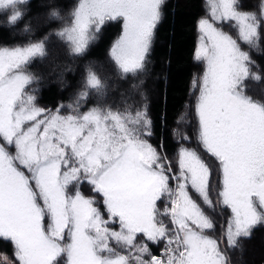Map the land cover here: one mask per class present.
<instances>
[{
    "label": "snow or ice",
    "instance_id": "obj_1",
    "mask_svg": "<svg viewBox=\"0 0 264 264\" xmlns=\"http://www.w3.org/2000/svg\"><path fill=\"white\" fill-rule=\"evenodd\" d=\"M28 3L0 0V13L16 25ZM205 3L210 19L198 22L195 59L206 67L196 114L200 142L218 162L217 203L231 211L223 239L234 249L240 238H250L252 229L264 224V102L245 93L246 80L264 77L252 71L254 62L238 43L259 46L264 0L259 18L239 10L238 0ZM163 4L78 0L71 22L55 35L73 55H83L106 24L120 23L121 34L109 55L122 77H135L146 69ZM49 18L62 19L57 10ZM218 23H230L237 38ZM24 31L33 29L25 24ZM48 35L0 48V238L11 241L18 264H229L220 241L206 234L213 220L190 194L215 210L212 169L195 151L181 148L179 174H166L161 155L145 139L152 134L146 110L133 113L131 106L114 110L97 104L81 111L80 101L90 92L106 95L105 84L90 69L75 107L61 104L53 111L36 106L28 90L35 77L28 67L48 55ZM65 107L69 112L62 114ZM170 179L177 182L175 188ZM85 182L102 196L103 212L82 194ZM165 197L161 211L157 202ZM160 217H170L172 228ZM138 234L154 244L166 241L164 258L137 243Z\"/></svg>",
    "mask_w": 264,
    "mask_h": 264
},
{
    "label": "trees",
    "instance_id": "obj_2",
    "mask_svg": "<svg viewBox=\"0 0 264 264\" xmlns=\"http://www.w3.org/2000/svg\"><path fill=\"white\" fill-rule=\"evenodd\" d=\"M77 2L30 0L23 6V20L16 25H9L7 16L0 13V47L26 45L51 33L46 41L48 55L43 59L35 58L28 67L35 77L28 90L35 94L38 104L48 110H56L61 104L75 107L79 93L85 90L90 69L105 84L106 95L98 97L95 92H90L86 101H80V110L85 111L94 104L111 106L114 110H123L126 106H131L134 111L146 110L151 121L152 144L161 155L168 173L165 158L171 161L180 149L178 128L188 108L198 69L195 61L196 32L204 0H164L162 18L154 30L146 69L135 77L128 75L122 78L109 55L112 43L121 32L120 23L106 24L83 55H73L55 35L65 22H71L69 14ZM260 5L261 0H238V9L256 13L258 18ZM257 8L259 11H255ZM52 10H57L62 19H50ZM25 24L31 25V34L24 31ZM252 50L258 55L264 53V30H261L259 46ZM252 61V71L262 75L259 60ZM134 80L135 83L129 85ZM61 111L66 113L69 109L65 107ZM204 160L212 169L214 159L208 156ZM94 199L103 212L102 201ZM243 245V252L235 254L237 262L242 256L241 264H264L263 226L254 228L253 236ZM12 251L11 243L0 238V253L11 255Z\"/></svg>",
    "mask_w": 264,
    "mask_h": 264
},
{
    "label": "rangeland",
    "instance_id": "obj_3",
    "mask_svg": "<svg viewBox=\"0 0 264 264\" xmlns=\"http://www.w3.org/2000/svg\"><path fill=\"white\" fill-rule=\"evenodd\" d=\"M202 10H203V12H202V15H201L200 19H202V18H209L210 19V16L208 15V10L206 8L205 0L203 2V5H202ZM239 10L247 11L244 8H241ZM255 11H259V8H257ZM247 12H251V11H247ZM111 23H114V22H111ZM216 26L221 28L223 31L227 32L229 35H232L233 38H237V32H236V30L233 27H231L230 23H218ZM261 30H264V27H262ZM121 31H122V29H121ZM120 34H121V32H120ZM119 35H118V37H119ZM200 35L201 34H200L199 28L197 26V32H196L197 48H198L199 42H200L199 41ZM238 43H241L242 50L247 51L249 53L251 59H258L259 60L260 63H258V64L261 65V68H262L259 71H260V74H262L261 77H264V53L262 52V54L258 55L257 53H254V51L252 50V47H249V46L243 44L239 40H238ZM14 47H16V46H14ZM111 47H112V45H111ZM8 48H13V47H8ZM109 53H110V50H109ZM36 58H38V57H36ZM195 61H196V64L198 66V69H197L196 75H195V79H194L196 81V86L195 87L193 86V92H192V95H191V98H190V101H189L188 108H187V110L184 113V116L182 118L181 124L183 126L181 125L178 128V133H179V137H180V147L179 148L180 149L181 148H187L189 150L195 151L204 160V158H207L208 156L211 157V156H210V154H208L205 151V149H204V147H203V145H202V143L200 142V139H199V131H200V129H199L198 117H197V114H196V103H197V97L199 96L200 79L202 78V76L204 74L206 65H205V62L202 61V60L195 59ZM253 72H254V70H253ZM117 77H119V76H117ZM120 78H122V76H120ZM132 83H135V80L133 82L129 83V85H131ZM245 93H246V95L252 97L256 101L264 102V79H262L260 82H256V81H254L252 79L246 80L245 81ZM33 95L35 96V94H33ZM35 103H36V106H38L40 108H43L41 105L38 104L37 99L35 100ZM95 105H97V104H94V106ZM131 110L133 111V113L135 112L133 109H131ZM67 113L68 112H66V113L62 112V114H67ZM185 125H188V126H185ZM182 129L183 130L186 129V131H184V132L182 131L181 132L180 130H182ZM152 137L153 136L151 134L150 136H146L145 139L154 147V145L152 144V140H153ZM185 137H187V139H185ZM180 149H179V151H180ZM179 151H178V154L175 155L171 159L172 162L165 158L166 168L168 169L169 167H171V172L166 173L170 177L172 175H178L179 174V164H178ZM212 159H214V164L212 165V173L213 174H212V179H211V182H210V184H211L210 197L213 200L214 204H216L215 210L212 211V210L207 209L203 205L202 201H200L199 198L194 193L190 192V194H192L194 196V198L197 199V202L201 204V207L204 208L206 214L209 215L211 217V219L213 220V222H214V228L211 229V230H206V234H208L210 237L215 238L218 241H220V247H221L222 251H224L225 254L227 255L229 264H238V263L241 264V261H242L241 258H243V257L239 256L238 257V262H237L235 254H241L243 252V248H241V247L244 246L243 243L248 238H240L239 241H238V246L236 248H234V249L233 248H229L227 243H226V241L223 239L224 232H225V230L227 228L228 220L231 218V211H230V209H228V208H226V207H224V206H222V205L217 203V201L219 199L218 192L221 190L220 174H219V169H218V162L215 160L214 157H212ZM210 161H212V160H210ZM176 183L177 182L175 180H171L170 179V187L175 188ZM81 192L86 198H90V199L96 198L98 200V202L100 200L102 201V199H103L102 196H100L99 194L93 192L92 189H91V186H89L86 182L81 185ZM91 196H93L94 198H92ZM166 201H167V198L165 197L163 201H158L157 202V206H158V208H160L161 211H163L164 207L166 206ZM94 206H96V205H94ZM167 206L170 207V205H167ZM104 218L105 219L108 218L106 213L104 214ZM160 219H162L164 221L165 225L169 229L172 228V225H171V222H170V217H160ZM262 226L264 227V224H259V225L255 226L254 228H256V227L262 228ZM110 227L113 230H116V231L119 230L118 224L110 225ZM253 229H252L250 238L253 236ZM6 242L11 243V241H6ZM137 243H146L148 245L152 255L164 258L163 257V252H164V249H165L166 241L162 240L158 244H154L151 241H147V239L145 237H143L142 234H138ZM11 245H12V250H13L11 255H7L4 252L0 253V264H18V261L16 260V257L14 256L13 244L11 243ZM113 246H115L114 242H113ZM117 251H122V252H124V254H127V251L125 249H121L119 247H117ZM154 252H157V253L155 254ZM145 259H150V257L146 256Z\"/></svg>",
    "mask_w": 264,
    "mask_h": 264
}]
</instances>
